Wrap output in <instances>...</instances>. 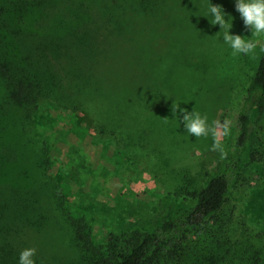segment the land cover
Returning a JSON list of instances; mask_svg holds the SVG:
<instances>
[{"label": "rangeland", "instance_id": "rangeland-1", "mask_svg": "<svg viewBox=\"0 0 264 264\" xmlns=\"http://www.w3.org/2000/svg\"><path fill=\"white\" fill-rule=\"evenodd\" d=\"M210 3L232 18L230 34L264 46L234 0ZM0 7L11 17L9 28L0 21L1 52L13 58L6 61L20 66L27 50L35 59L30 48L42 42L37 58L51 67L60 38L71 87L66 102L53 94L20 103L0 78V189L19 203V222L6 235L18 254L34 248L35 264H80L69 218L78 215L103 258L111 235L128 240L184 209L222 157L221 114L253 76L242 54L221 43L207 0H0ZM176 105L181 118L180 109L206 117L209 135L189 136ZM248 137L240 201L227 200L194 231L185 257L164 251L158 264H207L200 259L213 256L212 247L211 264H240L239 257L264 264V106L253 112Z\"/></svg>", "mask_w": 264, "mask_h": 264}, {"label": "trees", "instance_id": "trees-1", "mask_svg": "<svg viewBox=\"0 0 264 264\" xmlns=\"http://www.w3.org/2000/svg\"><path fill=\"white\" fill-rule=\"evenodd\" d=\"M10 18L9 11L0 7V21L4 20L5 28H9ZM21 20V16H18L17 21L21 23ZM57 29L61 30V26ZM103 43L105 44V41ZM39 44L40 46L34 45L30 48V51L36 54L35 59L29 60L32 54H29L27 50L22 64L19 66L14 63L16 65L13 66L6 61V59L13 61V58L6 54L7 49L1 52L4 46L0 43V53H4L0 56V78L10 86L11 97L20 103L29 101L35 104L36 101L40 103L53 100V94L54 98L62 94L63 102H66L71 96V87L66 74L67 66L62 60L64 47L58 46L61 44L60 38L54 40L52 69L48 63L41 62L40 58H37L40 49L45 48L42 42ZM50 51L52 52L53 49ZM27 54L30 56L26 58ZM242 57L252 70L253 76L235 102L220 116L221 125L228 127V136L217 168L213 174L207 176L204 186L199 191L190 194V201L184 209L160 225L146 228L145 233L124 241H119L111 235L106 248V257L103 258L96 257L97 251L91 243L90 226L84 223L78 215H70V223L75 229V242L80 253V264H158L160 255L168 250L179 260L181 256L187 255L182 246L186 241H192L191 236L197 228H202L209 220L214 221L227 200L240 201L241 198L236 195L235 188L242 165L250 151L249 121L253 112L264 106V46L255 44L254 51L247 55L242 54ZM90 60L93 62L95 56ZM94 105V109L99 108L98 101L94 102ZM85 107L88 112H91V105H85ZM116 159L120 161L121 155L118 154ZM67 187V184H62L64 190H67ZM1 191L0 189V264H18L19 254L6 235L10 231V226L18 224L21 211L17 200L14 203L13 199H8ZM220 223L221 221L216 218V235L221 228ZM206 247L211 248V246ZM212 250L216 256V247H212ZM214 255L209 259L202 257L200 260L211 264L210 261L215 259ZM249 259V257L247 259L239 257L237 260L240 264H258L257 261H249ZM219 263L221 264L220 261H216V264Z\"/></svg>", "mask_w": 264, "mask_h": 264}, {"label": "clouds", "instance_id": "clouds-1", "mask_svg": "<svg viewBox=\"0 0 264 264\" xmlns=\"http://www.w3.org/2000/svg\"><path fill=\"white\" fill-rule=\"evenodd\" d=\"M207 3L206 17L211 18L210 24L214 26L218 25L220 31L221 29L224 30L221 43L230 48L234 55H247L253 52L255 43L250 39L230 34L232 23H229V18L231 17L226 19L227 14L224 12L222 6L212 5L210 0H207ZM234 5L235 11L239 13L244 26L250 29L252 34H264V0H234ZM178 106L176 105L172 109V113L180 123H183L185 132L195 138L207 137L212 129L208 126L206 117L201 116L199 113L187 112L184 109H180L179 111L182 113L181 118L177 115ZM213 147L219 148L220 145L214 144ZM35 253L36 250L34 248L22 250L18 257V264H35Z\"/></svg>", "mask_w": 264, "mask_h": 264}]
</instances>
